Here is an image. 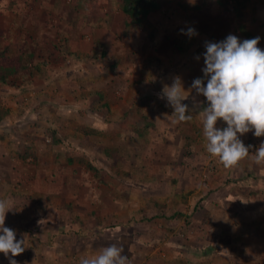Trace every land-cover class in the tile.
I'll list each match as a JSON object with an SVG mask.
<instances>
[{
  "label": "crops",
  "instance_id": "crops-1",
  "mask_svg": "<svg viewBox=\"0 0 264 264\" xmlns=\"http://www.w3.org/2000/svg\"><path fill=\"white\" fill-rule=\"evenodd\" d=\"M118 4L111 14L102 4L105 16L99 13L97 20L71 31L60 29L61 17L53 15L59 19L54 33L52 15L45 18L40 11L24 31L0 25V38L6 37L0 48L23 31L24 43L27 35L34 37L23 51L42 57L43 40L59 37L68 43L66 52L75 67L71 75L62 59L46 54L14 76L17 85L0 89V108L8 110L0 116V200L11 207L4 226L14 230L17 241L26 242L13 259L17 264H78L81 256H94L115 243L128 264H241L246 259L239 260V248L245 244L247 261L264 264V165L255 164L250 154L232 168L218 160L215 172H203L217 157L206 151L203 136V110L209 102L191 89L194 79L204 78L202 36H191L200 44L185 38L189 41L179 50L185 60L171 57L154 39L160 30L156 26L164 24L157 10L148 16L154 27L126 26L122 10L116 16ZM227 14L218 11L220 19L211 29L240 39ZM255 17L254 22L260 21ZM118 18L120 27L113 22ZM254 22L253 38H261L257 46L264 50V27ZM184 35L176 33L173 42ZM174 48L178 51L174 46L172 52ZM151 66L161 68L158 72ZM175 77L190 90L183 101L192 116L186 122L173 123L168 117L174 109L159 98ZM124 83L136 85L135 93L120 92L117 87ZM84 92L92 96L90 102ZM193 97L202 103H194ZM226 126L218 119V129ZM91 129L96 132L87 137ZM51 134L59 143H53ZM252 136L254 129L238 133L242 142ZM25 147L37 157H21ZM108 148L115 152L114 161L103 155ZM133 175L149 183L134 186ZM80 203L85 206L74 205ZM142 220L147 226H140ZM33 237L41 242L36 248ZM251 249H256L253 254ZM0 261L10 264L2 252Z\"/></svg>",
  "mask_w": 264,
  "mask_h": 264
},
{
  "label": "clouds",
  "instance_id": "clouds-1",
  "mask_svg": "<svg viewBox=\"0 0 264 264\" xmlns=\"http://www.w3.org/2000/svg\"><path fill=\"white\" fill-rule=\"evenodd\" d=\"M181 32L189 37L197 34L194 28L181 29ZM260 39L257 36L241 42L237 36L229 34L220 42H206L204 78L194 79L191 85L197 95L202 94L209 102L203 110L206 151L219 158L225 168L236 166L249 154L251 146L246 147L238 133L254 129L256 137L264 136V50L257 46ZM189 95L190 90L185 91L180 77H175L171 85L163 86L159 98L174 109L168 117L173 123L192 119L187 114L189 106L183 103ZM193 102L202 103L195 97ZM221 118L227 126L218 129L216 124ZM253 160L257 165H264V142L256 150ZM9 209L7 201L0 200V252L10 264H17L13 257L24 251L22 245L26 246V242L23 239L17 241L14 230L4 226ZM122 252V247L109 244L94 256H81L78 264H128V257Z\"/></svg>",
  "mask_w": 264,
  "mask_h": 264
},
{
  "label": "rangeland",
  "instance_id": "rangeland-1",
  "mask_svg": "<svg viewBox=\"0 0 264 264\" xmlns=\"http://www.w3.org/2000/svg\"><path fill=\"white\" fill-rule=\"evenodd\" d=\"M117 1H119V4L118 6L115 7V10L118 11V13L116 14V16H118L120 15L121 10H122V13L124 14L123 9H122L123 0H0V25L1 27L4 26V28L6 25H9L11 30H13L14 29L13 27L16 25L17 26L16 29L18 30L22 29L24 31L23 27H29L31 23L37 21V19H35V16L33 17L32 14H34V12L36 13L40 11V12L45 13V18L49 15L50 16L52 15V17L55 18L54 20L52 18L54 33L56 31V28H55L56 23H59V19H57L58 16L61 17L60 29H64L65 31H71L73 28H76L80 23L82 26V24L86 25L87 23H90L93 20H97L96 18L98 17L99 13L105 16L106 15L105 12L102 11V4L109 9L107 14L113 13V10H114L113 5H115ZM158 4H159V7L156 10H157V13H159L160 15L159 17L161 19L162 18L164 19V24L163 25L160 24L156 26L157 29L160 28L157 37H155V35H151L150 37L151 38L155 37L154 39L158 40V45L164 51H166V53H168L171 57L174 56V58L178 57L181 60H185V57H186L185 54L183 53V55H181V51L179 50H182L184 47H186L188 41L189 40L191 41L192 37H189L188 35L185 34L182 37L183 39L181 42L179 41L173 42L174 38L178 40L176 33L178 32L182 33L181 29L186 30L187 28H194L196 32H198L203 38L201 41L202 42L201 47H205L206 42H218L217 40L219 38H220V41L225 39L224 37H222L223 32L221 31V29L217 28L218 32L211 29L212 27H215L217 25L216 21L220 19V18H217L218 16L216 15L217 12L220 11V12L227 13L225 10L221 9L220 6L217 3H215L214 0H194V2H190V0H160ZM187 4H188V7L184 8L183 6ZM194 6H198V7L195 8ZM53 15H57V17ZM227 15L228 17H231V14L230 15L227 14ZM256 15L259 16L258 18H260L259 19L260 21H257V22L253 21V22L258 24V26H260L261 28L264 27V23L262 22L264 21V6L263 5L257 6ZM87 17L89 18L87 19ZM228 17H226V19ZM113 22L115 23L117 27H120L123 24L121 22V19L119 18L114 19ZM253 22L251 24H253ZM106 23L109 24L108 19L105 21V24ZM147 24H151V26L154 27V24L152 22H148ZM106 27H108V25ZM235 29L237 28L235 27ZM257 29L260 30V28H257ZM23 31H21L20 32L21 35L18 36L13 41L18 45V47L21 50H26V44H29V43L33 44L34 37H32V35H27L26 37L27 43H24L25 35L23 34ZM60 32L63 36V32L62 31ZM3 36L4 34L1 37ZM187 36L189 37V40L185 41V38ZM48 37L51 39H48L46 37L42 43L43 44L42 50L44 51V55L42 56L43 59L46 56V54L48 55V58L52 60H54V57L55 59L57 57L58 60L62 59L63 61H61V63L67 64L66 66L67 68L70 66L67 69V71L68 73H71V75H73L74 74L73 71L75 68L73 67L74 60L72 59V62H70L71 57H69L68 52H66L68 43L64 41V39H59V37H58V41L55 39V37H50V36ZM4 38L6 37L0 38V39H4ZM8 38L10 37L8 36ZM191 42L198 43V44L201 43V42L200 43L196 42L195 39ZM174 46L177 47L178 51L176 50V48H174L173 49L174 52H172V48ZM95 51H96L95 54L97 53L96 55H99L100 50L97 48ZM187 51H189L188 48H187ZM35 55L37 57L35 56L33 57L34 61H39L42 59V57L40 56V53L35 52ZM104 57L107 58L108 55H105ZM112 61H116V60L113 59ZM47 62L49 61H45V63L44 62L42 63L46 65ZM152 67H154V70L157 69L158 72H159V68H161L159 66H156V67L151 66V68ZM15 83H16L15 77H12L11 79H8V81H6L5 83H0V89L9 90V86H14ZM143 84H144L142 85L143 88H146L147 86H149L148 81L143 82ZM117 88L120 92H127L128 89H130V91L135 93L136 85L135 87L134 85L133 87H131L130 84L124 83ZM80 94H83V93H80ZM83 96H88L89 98L87 99V101L90 102V97H92L91 95L84 92ZM70 100H71L70 102L75 101V99L74 100L70 99ZM1 102H0V107H4L2 105L3 103ZM79 104L84 105L85 103L80 102ZM36 127H39V126L36 125ZM96 142H99V141H96ZM99 149L101 150V148ZM103 155L105 156V158L106 156H108L109 158H111V161H114L115 152L111 151L109 148L107 152L103 153ZM96 156L97 157L95 158V162L98 164L99 157L98 155ZM253 156L254 155H252V157ZM89 157L93 158V156H89ZM104 171L106 174L110 173V172H106L105 169ZM111 171L113 172L111 173L112 178H113L114 171L112 168H111ZM1 172H3V170ZM129 174L130 173L126 174L124 177H130ZM81 175L84 176L85 173L81 172ZM132 178H133L132 183L134 184V186H137L139 184V187H141L149 183V179L145 180L144 178H141V177L136 178L135 175H133ZM1 183L2 182H0V184ZM113 183L115 185V181H113ZM113 189H116V188H113ZM114 193H115V190H114ZM74 205L78 208H82L85 206L82 203L74 204ZM142 221L143 223H141L140 226H147V224L144 223L145 221L144 220ZM32 241H33V248H36L34 246H39L41 244L38 237H33ZM230 247L231 246H229V249H228L229 250L228 255H230V250H231ZM239 249H240L239 260L246 259L242 261L241 264H263L260 260H248L247 261L246 255L249 257L250 255L248 251L249 249L245 244H241ZM261 249H264V245H262ZM255 250L256 249H251L250 253L253 254ZM225 262L226 263L224 264H228L227 260H225ZM0 263L2 264V261H0Z\"/></svg>",
  "mask_w": 264,
  "mask_h": 264
},
{
  "label": "trees",
  "instance_id": "trees-1",
  "mask_svg": "<svg viewBox=\"0 0 264 264\" xmlns=\"http://www.w3.org/2000/svg\"><path fill=\"white\" fill-rule=\"evenodd\" d=\"M160 0H123L122 9L124 12V24L126 26L131 25H146L150 20L148 16L151 12L156 11L159 7ZM221 9L225 10L227 13H230L236 31L239 34L241 41L245 39H252L256 31L252 29L251 23L256 19V8L258 5L264 6V0H214ZM188 7L187 5L183 6ZM197 8L198 6H194ZM32 54H27L21 50L18 45L13 42H8L0 48V83H5L8 79L22 73L27 67L30 66L31 60H33ZM140 109V108H139ZM8 114L7 109L0 108V116ZM96 130H87L86 136L95 133ZM53 137V143H59V140L56 139L54 134H51ZM89 138H86L85 141L88 142ZM29 155L37 157L36 152L31 150L29 147H25L20 151V156L27 158ZM95 173L96 170H95Z\"/></svg>",
  "mask_w": 264,
  "mask_h": 264
},
{
  "label": "built area",
  "instance_id": "built-area-1",
  "mask_svg": "<svg viewBox=\"0 0 264 264\" xmlns=\"http://www.w3.org/2000/svg\"><path fill=\"white\" fill-rule=\"evenodd\" d=\"M264 142V136L261 137H256L255 135L252 136L248 141L243 142L245 146H251L249 147V154L254 155L256 150L259 148L260 144ZM219 158L211 159L208 161L206 168L204 169V175L209 176L213 172H215V167L219 163L218 162Z\"/></svg>",
  "mask_w": 264,
  "mask_h": 264
}]
</instances>
